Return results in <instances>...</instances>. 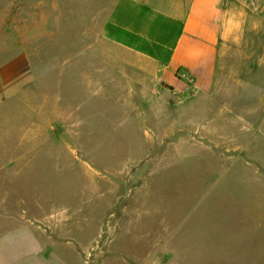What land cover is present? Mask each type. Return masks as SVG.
<instances>
[{
  "label": "rangeland",
  "instance_id": "1",
  "mask_svg": "<svg viewBox=\"0 0 264 264\" xmlns=\"http://www.w3.org/2000/svg\"><path fill=\"white\" fill-rule=\"evenodd\" d=\"M116 2L0 0V236L64 264H264V0H225L206 91L114 44Z\"/></svg>",
  "mask_w": 264,
  "mask_h": 264
},
{
  "label": "crops",
  "instance_id": "2",
  "mask_svg": "<svg viewBox=\"0 0 264 264\" xmlns=\"http://www.w3.org/2000/svg\"><path fill=\"white\" fill-rule=\"evenodd\" d=\"M238 1V0H237ZM225 0H117L104 26L105 35L142 67L175 89L185 85L176 74L185 70L199 90L212 85L221 39L234 42L224 26ZM226 6V5H225ZM225 30V31H222ZM6 68L0 71V76ZM0 264H64L50 254L30 229L0 236Z\"/></svg>",
  "mask_w": 264,
  "mask_h": 264
}]
</instances>
